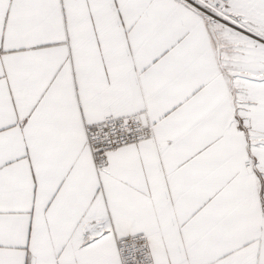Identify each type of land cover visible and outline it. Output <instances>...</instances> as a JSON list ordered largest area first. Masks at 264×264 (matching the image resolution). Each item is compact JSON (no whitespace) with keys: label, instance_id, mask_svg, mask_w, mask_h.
<instances>
[{"label":"snow or ice","instance_id":"6c2138e0","mask_svg":"<svg viewBox=\"0 0 264 264\" xmlns=\"http://www.w3.org/2000/svg\"><path fill=\"white\" fill-rule=\"evenodd\" d=\"M0 264H264V0H0Z\"/></svg>","mask_w":264,"mask_h":264}]
</instances>
